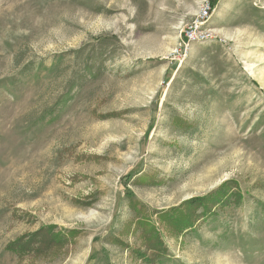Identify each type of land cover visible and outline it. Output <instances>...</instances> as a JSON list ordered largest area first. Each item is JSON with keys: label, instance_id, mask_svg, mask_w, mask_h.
<instances>
[{"label": "rangeland", "instance_id": "374dc122", "mask_svg": "<svg viewBox=\"0 0 264 264\" xmlns=\"http://www.w3.org/2000/svg\"><path fill=\"white\" fill-rule=\"evenodd\" d=\"M205 1L0 0V264H264V0H213L185 53ZM46 227L63 248L6 250Z\"/></svg>", "mask_w": 264, "mask_h": 264}, {"label": "trees", "instance_id": "16d2710c", "mask_svg": "<svg viewBox=\"0 0 264 264\" xmlns=\"http://www.w3.org/2000/svg\"><path fill=\"white\" fill-rule=\"evenodd\" d=\"M210 4L211 7L214 8L215 2L213 0H210ZM237 187L238 186L235 182L224 183L216 192L207 194L202 198L191 200L187 203L184 202L179 207L171 209L168 214L163 212L160 218L164 223L171 226L170 228L172 229V231L177 233L183 232L186 229L191 228L193 225V221H196L198 219L197 217L195 218L194 209L202 207L204 214H209V212L216 206H226L232 202L236 203L237 201H239L240 195L236 190ZM233 189H235L236 191ZM131 206L136 210V204H132ZM144 224L147 223H141L139 225ZM146 227L145 229H143L141 235L143 245L147 249L155 252V255L152 256L161 257L165 253L163 242L161 241L160 236L156 232L154 227ZM53 229H55V227H46L40 229L41 231H39L38 233L21 236L20 238H18V240L9 243L5 248L7 251L16 254L17 258H22L26 254L46 255L48 253H51L52 251L59 250L63 248V244H65L66 242V239L64 237L65 232L54 231Z\"/></svg>", "mask_w": 264, "mask_h": 264}, {"label": "built area", "instance_id": "2783aa9c", "mask_svg": "<svg viewBox=\"0 0 264 264\" xmlns=\"http://www.w3.org/2000/svg\"><path fill=\"white\" fill-rule=\"evenodd\" d=\"M212 11L213 8L211 7L210 0H206L197 10L195 17L186 24L183 31V47L181 48L183 52L187 48L190 49L193 44L210 41L214 38L213 30L207 27V22Z\"/></svg>", "mask_w": 264, "mask_h": 264}]
</instances>
